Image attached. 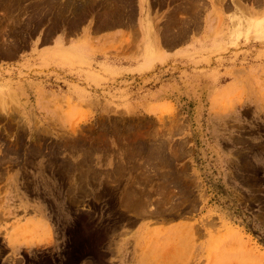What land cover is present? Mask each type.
Returning a JSON list of instances; mask_svg holds the SVG:
<instances>
[{"label":"rangeland","instance_id":"rangeland-1","mask_svg":"<svg viewBox=\"0 0 264 264\" xmlns=\"http://www.w3.org/2000/svg\"><path fill=\"white\" fill-rule=\"evenodd\" d=\"M96 1L0 0V264H264V0Z\"/></svg>","mask_w":264,"mask_h":264},{"label":"crops","instance_id":"crops-1","mask_svg":"<svg viewBox=\"0 0 264 264\" xmlns=\"http://www.w3.org/2000/svg\"><path fill=\"white\" fill-rule=\"evenodd\" d=\"M122 35H123L122 30L116 29V30H112V31H108L106 33H103L98 38L101 41V43H111V42H117L119 40V38L122 37ZM57 41H58L57 39L54 40V44ZM77 42L78 41H76V40L70 41L68 43V45H69L68 47H71L72 45H77L78 44ZM52 48H53V46L46 47V50H47L46 52L50 53L51 51L54 50V48L53 49ZM188 50H189L188 46H182L181 48L173 49L171 52L166 53L167 54L166 60L170 61V60L178 59V58H180V56H183L184 54H186V52ZM143 62H144V55H139V56L134 55L133 57L128 58V59L127 58L119 59L114 54H111L109 59H103L100 61V63L98 64L99 69L98 68L97 69H98V72L101 73L102 78L104 75L106 76V77L105 76L104 77H105V80L107 82L109 79L112 78L111 76H113V74L124 76V77L125 76L126 77L133 76L134 79H137L136 84L142 85V87H146L147 85L149 86L154 82L153 79L155 76V69L159 63L157 61V62H154L153 64H151L150 67L140 68L141 65L143 64ZM101 64L106 65L107 69H104ZM172 76H174V74H172ZM111 81L112 80H110L109 82H111ZM149 81L152 83L147 84V82H149ZM168 82H169V80H165L162 83L163 89H166V86L169 84ZM164 85H166V86L164 87ZM142 87H140V90L143 89ZM147 89H149V88H146V90ZM121 91H123V90L116 89L115 91H113L112 89H109L108 91H105L106 97L108 99H113V98L117 97V95ZM28 226H31V225L29 224ZM30 228H33V227L31 226ZM29 231L31 233H33L31 229H29ZM34 232L37 233L36 234L37 236H34L31 234L30 238L27 239V242H25L24 244H22L20 246L19 245L15 246V247L13 246L14 251H16L17 248H18V251H20L21 249L27 248L26 245H28V243H32L33 248L34 247H40V244H37L38 241L40 240V230L39 231L35 230ZM18 251H16V252H18ZM116 264H121V263L116 262Z\"/></svg>","mask_w":264,"mask_h":264},{"label":"bare ground","instance_id":"bare-ground-1","mask_svg":"<svg viewBox=\"0 0 264 264\" xmlns=\"http://www.w3.org/2000/svg\"><path fill=\"white\" fill-rule=\"evenodd\" d=\"M5 1V0H4ZM10 1V0H9ZM50 1V0H49ZM93 1V0H92ZM96 1V0H95ZM111 1V0H110ZM236 1V0H235ZM234 0H231V3L234 5V2H235ZM90 2H91V0H90ZM97 2V1H96ZM102 2H104V0L102 1ZM106 2V1H105ZM18 3V2H17ZM68 3V2H67ZM256 3V2H255ZM9 4V3H8ZM41 4V3H40ZM43 4V3H42ZM69 4V3H68ZM71 4V3H70ZM74 4H76V3H74ZM124 4H126V3H124ZM258 4H260L259 2H258ZM90 5V4H89ZM111 5V4H110ZM121 5V4H120ZM144 6H145V4H143ZM238 5H239V3H238ZM67 6V5H66ZM66 6L64 7V9L66 8ZM128 6V5H127ZM53 7V6H52ZM99 7V6H98ZM41 8V7H40ZM51 8V7H50ZM75 8V7H74ZM130 9H131V7H129ZM45 9V8H44ZM58 9V8H57ZM98 9V8H97ZM115 9V8H114ZM120 9H121V7H120ZM10 10V9H9ZM15 10V9H14ZM73 10V9H72ZM75 10V9H74ZM92 10V9H91ZM104 10V9H103ZM236 12H240L239 11V9L238 8H236ZM51 11V10H50ZM81 11V10H80ZM85 11V10H84ZM95 11V10H94ZM106 11V10H105ZM125 11V10H124ZM43 12V11H42ZM49 12V11H48ZM69 12H70V10H69ZM76 12V11H75ZM108 12V11H107ZM121 12V11H120ZM65 13V12H64ZM105 13V12H104ZM42 14V13H41ZM50 14V13H49ZM52 14V13H51ZM123 14V13H122ZM62 15V14H61ZM85 15V14H84ZM110 15H112V14H110ZM124 15V14H123ZM41 16V15H40ZM59 16V15H58ZM69 16V15H68ZM106 16V15H105ZM64 17V16H63ZM62 17V18H63ZM66 17V16H65ZM86 17V16H85ZM121 17V16H120ZM124 17V16H123ZM126 17V16H125ZM68 18V17H67ZM73 18V17H72ZM122 18V17H121ZM235 18V17H234ZM71 19V18H70ZM109 19V18H108ZM148 20V19H147ZM147 20H145V22L146 23H149ZM106 21V20H105ZM126 21V20H125ZM116 22V21H115ZM62 23H63V21H62ZM121 23H123V22H121ZM130 23V22H129ZM128 23V24H129ZM191 23V22H190ZM103 24H105V23H103ZM248 24H250V23H248ZM106 25V24H105ZM189 25V24H188ZM187 25V26H188ZM113 26V25H112ZM120 26V25H119ZM248 27H249V25H248ZM107 28V27H106ZM110 28V27H109ZM189 29V28H188ZM55 30V29H54ZM152 30H151V27H150V25L148 26V34L147 35H149L150 33L149 32H151ZM54 32V31H53ZM152 36H153V34H152ZM153 40H154V43H156L157 41L155 40V37L153 36Z\"/></svg>","mask_w":264,"mask_h":264}]
</instances>
